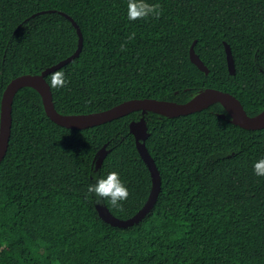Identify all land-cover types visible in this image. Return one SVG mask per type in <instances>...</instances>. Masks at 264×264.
<instances>
[{"label":"trees","instance_id":"16d2710c","mask_svg":"<svg viewBox=\"0 0 264 264\" xmlns=\"http://www.w3.org/2000/svg\"><path fill=\"white\" fill-rule=\"evenodd\" d=\"M147 2L159 16L129 21L128 0H0V99L13 77L74 52L65 13L82 47L45 77L66 75L64 88L50 87L59 113L133 98L182 103L207 87L232 94L250 116L264 108V0ZM193 41L207 74L189 59ZM140 116L73 130L46 116L33 88L15 93L0 162V264H264V177L252 171L264 158V128L232 124L219 103L176 117L147 112L145 145L161 180L155 204L126 228L99 217L96 204L127 219L147 199L150 174L128 129ZM113 171L128 187L125 201L86 197L88 184Z\"/></svg>","mask_w":264,"mask_h":264},{"label":"water","instance_id":"95a60500","mask_svg":"<svg viewBox=\"0 0 264 264\" xmlns=\"http://www.w3.org/2000/svg\"><path fill=\"white\" fill-rule=\"evenodd\" d=\"M61 14L68 18L75 27L78 36L76 49L71 55L45 68L39 74H20L13 77L6 84L0 99V162L4 157L8 146L12 123L11 111L13 97L22 87H31L36 90L41 97L42 106L46 116L55 124L68 129L80 130L103 124L113 119L125 116L133 111H140V118L136 121H131L128 125V129L134 136L138 154L146 164L149 171L151 178L150 191L142 207L134 215L127 219H119L111 214L108 208L103 204H96V211L104 222L120 228H126L132 226L133 224H137L152 209L157 199L160 191L161 180L155 162L145 145V140L149 134L145 120V114L147 112H153L167 117H176L191 114L205 109L211 104L219 103L229 115L228 120L232 124L248 130H258L264 128V108L257 114L250 116L245 112L240 101L232 94L210 87L199 90L189 100L182 103L170 100H159L155 98H133L124 100L101 111L82 114L59 113L54 107L50 86L45 77L74 59L79 54L82 47V34L78 25L67 14ZM194 43L195 41H193L189 47V59L199 70L207 74L208 68L195 53L193 48ZM223 45L228 72L229 74H234L235 67L232 52L226 42H223ZM218 116L221 118L226 117L223 113H219ZM105 154L106 150L103 146L96 158L97 167L100 165Z\"/></svg>","mask_w":264,"mask_h":264},{"label":"clouds","instance_id":"9594fccd","mask_svg":"<svg viewBox=\"0 0 264 264\" xmlns=\"http://www.w3.org/2000/svg\"><path fill=\"white\" fill-rule=\"evenodd\" d=\"M127 19L138 21L149 16H159L158 5L153 6L147 0H128ZM131 39V35L129 37ZM123 47V46H122ZM67 78L63 71H57L48 82L51 88L62 89L67 84ZM253 174L257 177H264V158H260L252 165ZM92 196L98 199H106L113 206H119L129 196V190L118 172H109L106 175L96 178L86 188V197Z\"/></svg>","mask_w":264,"mask_h":264}]
</instances>
